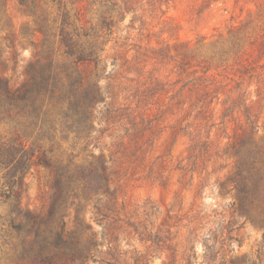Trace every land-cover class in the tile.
Here are the masks:
<instances>
[{
	"label": "rangeland",
	"instance_id": "1",
	"mask_svg": "<svg viewBox=\"0 0 264 264\" xmlns=\"http://www.w3.org/2000/svg\"><path fill=\"white\" fill-rule=\"evenodd\" d=\"M37 3L41 13L47 10L51 21L55 17L60 22L67 13L68 22L79 32L101 35L100 47L105 51L97 82L105 94L92 109L90 127L62 119L50 106L41 115L47 123L42 131L28 125L22 133L27 146L41 144L55 168L66 164L73 169L90 168L106 161L116 213L126 220L155 222L177 232L180 245L194 251V264L207 260L204 256L211 252L202 242L212 248L213 264L257 256L264 264V227L240 216L233 192L219 186L233 171L229 155L222 152L247 127L244 105L256 117L254 136L264 135V40L260 38L264 0ZM33 20L19 0H0V75L13 88L24 84L26 69L41 48L32 45L42 38L33 33ZM238 27L245 28L248 35L243 45L251 50L246 62L234 52L223 53L231 48L226 41L229 31ZM11 40L17 44V59ZM253 40L258 45L248 46ZM244 66L254 75L240 80L238 74ZM126 96L133 103L128 104ZM223 113L227 115L220 118ZM14 121L0 112V143L5 146L13 140ZM52 121L55 132L48 131ZM10 171L0 165V248H9L1 227H6L2 224L9 218L7 197L13 194L5 185ZM53 179L51 169L32 165L20 184L22 205L47 203L54 191ZM88 180L93 181V176ZM92 204L90 201L83 214L90 225L84 237L95 232L100 241L99 216L91 212ZM124 229L131 230L123 224L120 230ZM116 234L120 248H127L128 240L144 248L126 233ZM217 248H223V258L217 255ZM166 254L153 252L149 264H162Z\"/></svg>",
	"mask_w": 264,
	"mask_h": 264
},
{
	"label": "trees",
	"instance_id": "2",
	"mask_svg": "<svg viewBox=\"0 0 264 264\" xmlns=\"http://www.w3.org/2000/svg\"><path fill=\"white\" fill-rule=\"evenodd\" d=\"M19 4L28 16L34 18L33 33L41 34L42 38L38 43L32 42L33 47L40 44L41 48L30 61L22 86L13 88L0 75V112L16 123L13 140L7 146L0 143V165L11 170L5 185L13 189L12 197H7L9 218L6 224H2L6 227H1L7 233L4 242L9 248H0V264H149L153 252H167L162 264H194L191 260L195 258L194 251L180 245L182 240L177 237V232L173 233L169 227L163 229L155 222L126 220L116 213L115 193L110 190L109 178L105 174L109 169L106 161L100 160L90 168L73 169L67 164L55 168L46 150H41V144L35 146L32 142L27 146L22 133L28 125L39 126L42 131L47 125L42 118L50 106L57 109V115L62 119L90 127L92 109L105 94L97 82L105 48L100 47L98 32H79L77 26L68 22L67 13L62 14L60 22L55 17L51 21L46 9L41 13L43 9L39 10L37 0H19ZM245 30L238 27L229 31L230 37L226 41L231 48L223 52H234L244 62L248 61L251 52L243 46L246 36L248 38ZM260 31V38L264 40V31L262 28ZM254 40L247 45L254 44ZM10 47L17 59L14 40H11ZM248 69L244 66L240 71V80L254 75ZM128 98L126 96L125 100L129 102ZM131 103L132 100L128 104ZM226 115L223 113L220 118ZM242 116L247 127L222 152L226 157L229 155L233 171L219 186L221 190L233 192L240 216L251 218L254 225L264 227V135L254 136L258 127L250 107L243 106ZM55 129L52 121L48 131L55 132ZM229 149L232 150L230 153ZM5 158L7 160H3ZM32 165H43L51 169L54 176L52 196L40 206H32L29 202L22 205L21 202L20 184ZM90 176L93 181L88 180ZM90 201L93 203L91 212L99 216L96 223L101 228L100 241L95 238V232H91L88 239L84 237L90 225L84 222L83 214ZM123 224L131 230H120ZM116 232L126 233L129 239L136 240L144 248H138L129 240L125 241L127 248H120ZM202 245L211 252L208 257L204 256L207 260L201 264H213L212 248L204 242ZM221 250L223 248H217L216 252L223 258ZM230 263L263 264L259 256L253 260L244 257L237 262L230 259Z\"/></svg>",
	"mask_w": 264,
	"mask_h": 264
}]
</instances>
